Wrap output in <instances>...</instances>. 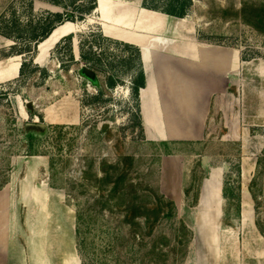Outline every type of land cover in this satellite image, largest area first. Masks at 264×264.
Returning <instances> with one entry per match:
<instances>
[{
    "label": "rangeland",
    "instance_id": "obj_1",
    "mask_svg": "<svg viewBox=\"0 0 264 264\" xmlns=\"http://www.w3.org/2000/svg\"><path fill=\"white\" fill-rule=\"evenodd\" d=\"M191 2L183 18L201 42L227 52L228 76L221 86L217 81L215 93L200 97L208 115L204 132L163 145L146 133L131 76L121 73L120 83L107 85L105 56L110 61L127 52L98 39L94 47L108 71L81 59L82 44L101 30L98 14L58 24L41 44L56 20L50 14L64 7L51 0H0V65L16 70L20 56L12 55L18 52H25L21 62L34 60L24 75L0 84V190L13 180L15 188L28 162L46 160L32 176L64 190L76 223L81 213L76 243L82 264H264V0ZM180 110L187 126L199 124L192 119L199 108ZM176 111H168L167 128ZM121 175L120 190L137 186L136 211L113 192ZM225 188L239 193L240 202L226 198Z\"/></svg>",
    "mask_w": 264,
    "mask_h": 264
},
{
    "label": "crops",
    "instance_id": "obj_2",
    "mask_svg": "<svg viewBox=\"0 0 264 264\" xmlns=\"http://www.w3.org/2000/svg\"><path fill=\"white\" fill-rule=\"evenodd\" d=\"M94 14L99 16L105 36L140 48L146 75V87L140 93L146 133L162 141L198 138L208 117L200 110L206 105L200 97L215 90L217 81L221 86L227 79V52L201 42L192 34L186 18H172L142 6L141 1L97 0ZM21 59L16 70L7 65L1 70L4 66L0 65V84L18 77ZM178 79L182 84L175 82ZM185 105H192L195 112L199 108L192 118L199 123L195 127L184 123L187 116L180 107ZM170 108H176L182 116L176 113L168 123L173 126L167 128L165 117ZM45 161L38 160L35 165L28 162L27 174L20 183L14 188L13 180L0 190V264H82L76 243V211L67 204L63 189L45 179L36 183L32 176L45 167ZM36 249L43 252L36 254Z\"/></svg>",
    "mask_w": 264,
    "mask_h": 264
},
{
    "label": "trees",
    "instance_id": "obj_3",
    "mask_svg": "<svg viewBox=\"0 0 264 264\" xmlns=\"http://www.w3.org/2000/svg\"><path fill=\"white\" fill-rule=\"evenodd\" d=\"M54 4L61 5L64 7L65 12L63 13H51L50 17H54L56 19L53 21V23L50 25L49 30L40 37L38 40L39 42H43L45 39H47L50 34L58 27L57 25H62L65 22H76L77 20H85L88 16L92 15L96 8H97V0H89L88 4L84 3V0H80L83 3H77L73 7H69L63 4L61 0H51ZM143 1V6L155 11H161L162 13L168 14L173 17H178V18H183L187 15L192 2L191 0H164V3L161 5H154V0H142ZM150 1V2H149ZM79 2V1H78ZM91 36L96 37L93 41H87V45L82 44L80 48V55L82 61L85 63V65L91 67L95 71H108L109 74L107 75V85L110 88L115 87L118 83L121 82V73H128L131 76V91L133 93V96L135 100H139L140 98V93L143 88L146 87V75L145 71L143 68V63L141 59V51L140 48L137 46L119 41L110 37H107L103 34L101 30L98 31H91ZM38 39V37H37ZM98 39H101L103 41H106L108 43H113L116 46L122 47L123 51H126L127 53H124L120 56L116 55L112 58V60H108V56H105V59L107 62H105V65L108 67L105 69V65L103 63V57L99 56L100 54L97 52L96 48L94 47V42H97ZM66 40L71 42L72 38L71 37H66ZM25 52H18L15 53L12 56H21ZM11 56V57H12ZM118 58V59H117ZM33 62L30 61L28 62L27 60H24L22 62L21 68H20V74L24 75L26 72V69L29 67V65H33ZM37 67H34L36 69ZM174 142H168V141H163V145H168L172 144ZM174 151H166V154H173ZM31 154L37 155V152H32ZM126 178L125 176H120L119 178L115 179V186L113 187V192L119 194L120 198L123 200V203L129 207V209H132L134 211L138 210L141 208L138 204V190L137 186L133 184H129L130 188L128 189V185L125 188V190H120L122 184L125 182ZM101 183H105V180H100ZM224 195L226 198H230L233 196L234 198L237 199V202H240V195L239 193L236 194L233 191H226ZM175 205L173 209L175 210ZM155 215L157 218V215H159L160 210L155 211ZM176 213V210H175ZM167 216H171L170 213H168ZM155 218V219H156ZM81 213L79 212L77 214V223H76V235L77 238L81 233Z\"/></svg>",
    "mask_w": 264,
    "mask_h": 264
},
{
    "label": "water",
    "instance_id": "obj_4",
    "mask_svg": "<svg viewBox=\"0 0 264 264\" xmlns=\"http://www.w3.org/2000/svg\"><path fill=\"white\" fill-rule=\"evenodd\" d=\"M56 29H57V28H56ZM52 33H53V32H52ZM52 33L50 34V36L52 35ZM71 35H72V34H71ZM50 36H49V37H50ZM49 37H48V38H49ZM48 38H47V39H48ZM47 39H45L44 41H46ZM44 41H43V42H44ZM43 42H42V43H43ZM85 70H86V71H91L88 67H85ZM231 75H232V73H229V76H231ZM29 126H33V127H45V124H42V123H41V124H39V123H38V124H36V123H30Z\"/></svg>",
    "mask_w": 264,
    "mask_h": 264
},
{
    "label": "bare ground",
    "instance_id": "obj_5",
    "mask_svg": "<svg viewBox=\"0 0 264 264\" xmlns=\"http://www.w3.org/2000/svg\"><path fill=\"white\" fill-rule=\"evenodd\" d=\"M58 28H59V27H58ZM58 28L55 29V30L53 31V33H52L51 36H53V34H55V33L58 31ZM51 36H50V37H51ZM50 37H49V38H50ZM49 38H48V39H49ZM48 39H47V40H48ZM47 40H46V41H47ZM46 41H44L43 43H45ZM43 43H41V44H43ZM38 234H39V233H38ZM39 240H40V239H39ZM39 240H38V241H39ZM36 241H37V240H36ZM34 242H35V241H34ZM41 243H42V242H41ZM39 249H40V248H39ZM39 249H36L34 252H35L36 254L43 252L42 250H39Z\"/></svg>",
    "mask_w": 264,
    "mask_h": 264
}]
</instances>
